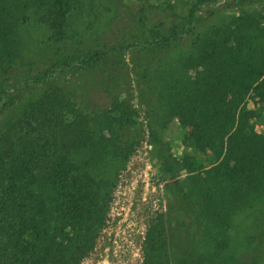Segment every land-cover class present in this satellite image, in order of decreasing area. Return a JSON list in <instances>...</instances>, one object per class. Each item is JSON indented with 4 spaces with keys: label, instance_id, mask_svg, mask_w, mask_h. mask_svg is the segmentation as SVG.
<instances>
[{
    "label": "trees",
    "instance_id": "trees-1",
    "mask_svg": "<svg viewBox=\"0 0 264 264\" xmlns=\"http://www.w3.org/2000/svg\"><path fill=\"white\" fill-rule=\"evenodd\" d=\"M153 1L0 0V264H81L141 127L173 206L144 264H264V0Z\"/></svg>",
    "mask_w": 264,
    "mask_h": 264
},
{
    "label": "rangeland",
    "instance_id": "rangeland-1",
    "mask_svg": "<svg viewBox=\"0 0 264 264\" xmlns=\"http://www.w3.org/2000/svg\"><path fill=\"white\" fill-rule=\"evenodd\" d=\"M96 6L99 0H84ZM133 8V2H128ZM167 3L175 5L178 13L189 9V0H154L152 6L156 13H163ZM227 5V0L219 4ZM235 3L225 10L226 17L237 13ZM264 8V3H260ZM99 24V20L95 22ZM97 98V95H94ZM250 109L255 110L254 126L258 134H264V111L253 102ZM141 127V133L136 147L127 159L123 169L119 171L115 185L107 199L103 230L98 237L92 252L81 264H144L145 237L152 219L164 213L172 216L171 198L166 193L164 175L160 172V164L154 146ZM174 155L180 160L185 154L194 155L202 161L205 167L211 165L207 155L199 154L183 142V131L177 120L173 121L165 133ZM186 171H181L179 178L187 177Z\"/></svg>",
    "mask_w": 264,
    "mask_h": 264
}]
</instances>
